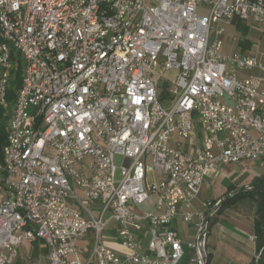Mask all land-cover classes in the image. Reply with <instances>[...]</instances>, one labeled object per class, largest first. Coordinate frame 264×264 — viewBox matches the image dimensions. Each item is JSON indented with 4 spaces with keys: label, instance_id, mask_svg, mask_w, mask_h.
<instances>
[{
    "label": "built area",
    "instance_id": "2783aa9c",
    "mask_svg": "<svg viewBox=\"0 0 264 264\" xmlns=\"http://www.w3.org/2000/svg\"><path fill=\"white\" fill-rule=\"evenodd\" d=\"M233 20L264 29V0H0V264H181L205 178L264 160V60L223 51Z\"/></svg>",
    "mask_w": 264,
    "mask_h": 264
},
{
    "label": "crops",
    "instance_id": "0c3cea01",
    "mask_svg": "<svg viewBox=\"0 0 264 264\" xmlns=\"http://www.w3.org/2000/svg\"><path fill=\"white\" fill-rule=\"evenodd\" d=\"M237 23V20H233L228 25H225V32L227 27H232L233 30L239 31L237 29ZM240 23H243L242 25L246 28L244 34L239 31V37L236 35L225 37V33L223 35V46L224 44H233V48L226 53L241 51L248 55L264 60L263 27L260 25H250L245 22ZM248 73L255 74L257 71L252 70ZM217 179H219L218 186L214 190V194L209 196L208 199H215L222 192H224L223 189L225 188V180L229 178L221 176L217 177ZM208 199H205L204 203ZM255 199L252 197L242 198L236 205L223 208L219 213L214 214V216L210 219L208 227L206 228L204 240L205 252L206 254H209V261L207 264L252 263L254 253L257 249L256 241L252 240L251 238V236L254 234L253 223L254 219L256 218L257 202H255ZM194 202V208H199L201 210L205 209L203 206L198 207L196 204L194 205ZM174 225L178 230V234L182 240V245L184 248V257L181 261V264H190V260L195 256L196 252L193 248H190L187 244H184V239L189 242L196 238L198 234L196 221L187 223L185 221L177 222V220H174ZM186 228L188 230H186ZM146 243L147 240H144V247L146 246ZM109 245L112 247H120L122 250L118 251H124V248L116 244V242L110 241Z\"/></svg>",
    "mask_w": 264,
    "mask_h": 264
},
{
    "label": "rangeland",
    "instance_id": "374dc122",
    "mask_svg": "<svg viewBox=\"0 0 264 264\" xmlns=\"http://www.w3.org/2000/svg\"><path fill=\"white\" fill-rule=\"evenodd\" d=\"M200 10H201V8L198 7V13L201 12ZM238 33H239V31L233 30L232 27H227L226 32H225V37H227V36L231 37L232 35H236L239 37L240 34H238ZM232 48H233L232 43L231 44L230 43L224 44V46H223V50L225 52L229 51ZM120 162H121V158L117 157L116 163L119 164ZM243 167H245V166L234 165V166H230V167H225V169L228 171V173L233 172V174H232V176H230L229 179L225 180V185H224L225 188L223 189L224 192L221 191L222 193L217 198H215L216 200H218L221 196H223L226 192H228L227 189H228L229 185L236 186V187L241 186V185H247V184H250L251 182H253L255 178L264 176V160L263 161H256L255 163L251 164L250 167H249V165H247L246 166L247 170H245V171H242ZM218 183H219V179H217V177L216 178L206 177L204 180V185L202 187V191L199 194L196 201L194 202V205L196 204L198 207H202L205 199H208L209 196L214 194V190L217 188ZM245 197H252L254 199L256 198V197L251 196V195H246L244 197L239 198L237 201H235L234 204H232L230 206L236 205L242 198H245ZM215 199H211V198L208 199L205 202L206 206H205L204 210L207 211L210 208L209 203ZM255 202H256V199H255ZM230 206H228V207H230ZM219 212L216 211L214 214H217ZM214 214L210 217V219L214 216ZM208 224H209V222H208ZM208 224H207V227H208ZM186 230H188V229L186 228ZM184 241H185L184 244L186 245L188 241H186L185 239H184ZM114 248L117 250H122L120 247H117V246H114ZM45 255H46V249L45 248H38V250L35 253L32 260L34 262H36V264H47Z\"/></svg>",
    "mask_w": 264,
    "mask_h": 264
},
{
    "label": "trees",
    "instance_id": "16d2710c",
    "mask_svg": "<svg viewBox=\"0 0 264 264\" xmlns=\"http://www.w3.org/2000/svg\"><path fill=\"white\" fill-rule=\"evenodd\" d=\"M237 29L239 31H241L242 34L245 33L246 28L237 20ZM20 68L21 66H19V68L16 70V75L14 76V78L11 81V87L7 93L8 96V100L11 102L13 97H14V88H17L19 86V81H20ZM2 112L3 110L0 109V146L2 145V143H4V124H5V118L2 117ZM250 185L256 186V187H261L264 188V176L263 177H258L255 178L253 182L250 183ZM236 186H228L227 191H231L233 189H235ZM246 195H251L256 197V218L254 219V223H253V228H254V235L256 237V246L257 248L260 247L262 245L263 239H264V192H251V191H246V192H241L238 193L228 199H226L223 204L219 207V209L217 210V212H219L222 208L228 207L232 204L235 203V201H237L239 198L244 197ZM217 200H212L209 203V207H211L213 204H215ZM208 208V207H207ZM206 208V209H207ZM206 212V210H204V213ZM210 220V219H209ZM209 222V221H208ZM209 261V254H207V263ZM252 264V263H251Z\"/></svg>",
    "mask_w": 264,
    "mask_h": 264
},
{
    "label": "water",
    "instance_id": "95a60500",
    "mask_svg": "<svg viewBox=\"0 0 264 264\" xmlns=\"http://www.w3.org/2000/svg\"><path fill=\"white\" fill-rule=\"evenodd\" d=\"M246 191H251V192H264V188L261 187H256L250 184L247 185H241L236 187L235 189L226 192L223 196H221L214 205H212L204 214L203 219L201 221V225H200V229L198 232V236H197V242H198V246H199V251L201 254V260H202V264H207V254L205 252L204 249V240H205V234H206V228H207V224L208 221L210 219V217L219 209V207L223 204V202L238 194L241 192H246Z\"/></svg>",
    "mask_w": 264,
    "mask_h": 264
}]
</instances>
